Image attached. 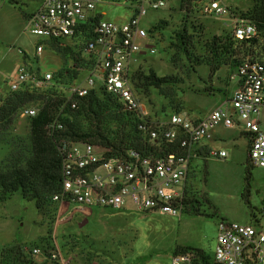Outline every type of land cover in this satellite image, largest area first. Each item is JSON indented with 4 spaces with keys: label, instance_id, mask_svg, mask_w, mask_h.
<instances>
[{
    "label": "rangeland",
    "instance_id": "obj_1",
    "mask_svg": "<svg viewBox=\"0 0 264 264\" xmlns=\"http://www.w3.org/2000/svg\"><path fill=\"white\" fill-rule=\"evenodd\" d=\"M224 1L235 16L259 26L260 0ZM167 6L151 15L156 24L151 33L155 38V53L138 55L130 66L133 91L149 118H166L174 112L201 117L228 97L229 75L253 47L233 38L231 16L188 15L180 9V0H168ZM259 28V44L264 46V27ZM32 42L34 45L41 40L34 38ZM80 48V40L47 41L41 55L25 53V62L31 70L51 72L62 88L33 91L30 99L21 105L13 108L11 104L0 111V169L10 159L29 154L32 117L22 116L21 109L34 108L38 112L45 101L54 103L53 115L61 112L63 130L70 124L79 134L90 133L98 123L93 117L98 116L101 126L115 130L120 122L125 132L132 131L131 120L121 117L120 105L104 96L100 89L96 93L98 102L92 108L94 115L64 106L65 86L83 80L91 67ZM150 74L161 78L158 86L151 82L152 78L146 79ZM12 93L8 88L0 93V107L13 97ZM132 134L136 137L132 143L139 139L142 144L140 136L134 131ZM224 141L217 145L226 150L224 158L211 157L209 145L204 143L193 150L184 207L179 216L131 208H93L86 218H70L65 222L55 238L66 254L71 253V264H169L171 257L186 251L210 254L220 218L250 222L259 215L264 208V169L250 166L243 136H228ZM2 193L0 189V216L5 218L0 219V242L12 225L16 229L14 239L0 246V264H12L5 262L4 255L6 248L12 246L20 248V259L55 264L33 256L31 249L41 246L49 251L56 203L47 196L39 204L36 199L23 197L19 190Z\"/></svg>",
    "mask_w": 264,
    "mask_h": 264
},
{
    "label": "built area",
    "instance_id": "obj_2",
    "mask_svg": "<svg viewBox=\"0 0 264 264\" xmlns=\"http://www.w3.org/2000/svg\"><path fill=\"white\" fill-rule=\"evenodd\" d=\"M168 0H39L25 29L41 43L32 56L41 55L45 42L80 40L81 53L90 66L80 82L68 83L63 104L77 110L80 102L98 89L114 99L142 139L146 151L126 147L112 149L88 140L61 134L60 111L45 126L60 158V187L51 195L56 203L49 244L31 249L55 264H71L55 238L70 218H86L93 208L133 209L171 217L184 207L188 169L193 149L213 137L216 128H236L248 140V160L264 169V46L260 26L235 16L224 0H180L188 15L232 18L233 38L249 48L229 75L232 89L219 105L201 117L171 113L153 119L146 114L133 91L130 66L138 55L156 51L153 14L166 9ZM155 17V16H154ZM264 44V41L263 43ZM259 47L258 49L254 47ZM9 92L59 91L62 86L51 72L31 70L23 61L7 80ZM22 116L34 117V108H22ZM211 157L224 158V149L210 148ZM264 208L250 222L220 218L210 254L191 250L171 257L169 264H264Z\"/></svg>",
    "mask_w": 264,
    "mask_h": 264
},
{
    "label": "trees",
    "instance_id": "obj_3",
    "mask_svg": "<svg viewBox=\"0 0 264 264\" xmlns=\"http://www.w3.org/2000/svg\"><path fill=\"white\" fill-rule=\"evenodd\" d=\"M260 2L262 12L258 23L260 27H264V0H260ZM146 79H151L155 86H158L161 81V78H154L152 74L147 76ZM32 94L31 92L12 93L13 97L7 99L4 105L0 107V111L5 110L11 104L14 105L13 108L21 105L30 99ZM97 102L96 94L91 92L80 102L79 108L75 111L81 110V112H89L94 115L92 108L93 104ZM54 109V103L44 102L36 116L30 120L29 154L10 159L8 164L0 169V189L3 192L2 194L19 190L23 197L36 199V202L40 204L42 201L40 199H45L47 196L51 197L53 193L58 191L60 187V158L57 154L54 140L47 135L45 129ZM121 117L122 119L130 120L129 114L126 112H123ZM93 118L98 123L94 125V129L90 133L79 134L75 131L74 126L68 124L61 131V134L73 140L91 138L90 142L111 147L114 150L131 146L146 151L141 142L138 141L139 139L136 144L132 143V140H136L132 131L138 134L133 123H131L132 131L125 132L124 124L121 125L120 122H117L116 129L112 130L107 126H101V118L98 116ZM20 251L18 246L6 248L4 253L5 262L12 264H41L33 260L20 259Z\"/></svg>",
    "mask_w": 264,
    "mask_h": 264
},
{
    "label": "crops",
    "instance_id": "obj_4",
    "mask_svg": "<svg viewBox=\"0 0 264 264\" xmlns=\"http://www.w3.org/2000/svg\"><path fill=\"white\" fill-rule=\"evenodd\" d=\"M38 2L39 0H0V93L7 91V80L15 73L17 66L25 58V53H33L32 41L35 37L25 29V25ZM31 46L32 50H30ZM230 85L232 89V83ZM237 135L246 139L248 151L247 138L236 128H216L212 139L204 142V145H209V149L212 147L224 149L217 145L225 142L224 139L228 136ZM196 148L198 147L196 146L193 150ZM0 219L5 218L0 216ZM15 229L16 227L12 225L10 230L4 232L1 237L2 239L5 237V239L0 242V246L8 245L14 239Z\"/></svg>",
    "mask_w": 264,
    "mask_h": 264
}]
</instances>
